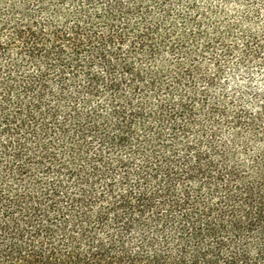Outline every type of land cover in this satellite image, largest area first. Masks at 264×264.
<instances>
[{
  "label": "trees",
  "instance_id": "1",
  "mask_svg": "<svg viewBox=\"0 0 264 264\" xmlns=\"http://www.w3.org/2000/svg\"><path fill=\"white\" fill-rule=\"evenodd\" d=\"M264 0H0V264H264Z\"/></svg>",
  "mask_w": 264,
  "mask_h": 264
},
{
  "label": "rangeland",
  "instance_id": "2",
  "mask_svg": "<svg viewBox=\"0 0 264 264\" xmlns=\"http://www.w3.org/2000/svg\"><path fill=\"white\" fill-rule=\"evenodd\" d=\"M250 86L264 92V68H255L252 73Z\"/></svg>",
  "mask_w": 264,
  "mask_h": 264
}]
</instances>
